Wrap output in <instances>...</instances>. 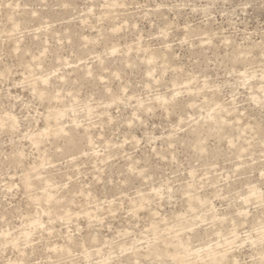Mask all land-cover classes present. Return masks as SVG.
I'll return each mask as SVG.
<instances>
[{
  "label": "rangeland",
  "instance_id": "374dc122",
  "mask_svg": "<svg viewBox=\"0 0 264 264\" xmlns=\"http://www.w3.org/2000/svg\"><path fill=\"white\" fill-rule=\"evenodd\" d=\"M0 264H264V0H0Z\"/></svg>",
  "mask_w": 264,
  "mask_h": 264
},
{
  "label": "bare ground",
  "instance_id": "6f19581e",
  "mask_svg": "<svg viewBox=\"0 0 264 264\" xmlns=\"http://www.w3.org/2000/svg\"><path fill=\"white\" fill-rule=\"evenodd\" d=\"M197 252V251H196ZM179 258V257H178Z\"/></svg>",
  "mask_w": 264,
  "mask_h": 264
}]
</instances>
